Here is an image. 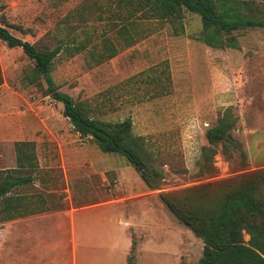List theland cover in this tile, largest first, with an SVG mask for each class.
<instances>
[{"label":"rangeland","instance_id":"1","mask_svg":"<svg viewBox=\"0 0 264 264\" xmlns=\"http://www.w3.org/2000/svg\"><path fill=\"white\" fill-rule=\"evenodd\" d=\"M138 1L0 0V15L15 37L48 49L61 46L52 70L60 92L94 118L116 122L131 116L132 133L142 138L149 167L161 174L155 178L159 186L151 190L125 158L103 154L80 137L62 116L63 106L46 95L32 61L1 41L0 121L13 119L15 137L0 144V180L8 170L30 177L31 183L11 193L21 199L32 195L31 208L139 202L131 215H139V233L129 227L134 249L128 257L138 264H197L201 240L168 211L160 194L179 198L188 188L264 169V26L233 32L238 50L209 49L200 58L188 46L202 33L197 15L184 12L163 20L140 1L138 9ZM222 1L264 23V0ZM226 109L236 120L231 136L237 147L223 154L216 145L210 156L205 133ZM69 148L80 152L78 166ZM9 202L0 208L12 207ZM110 213L115 220L125 219L114 206L79 214L88 222ZM9 254L6 248L0 264H8Z\"/></svg>","mask_w":264,"mask_h":264},{"label":"trees","instance_id":"2","mask_svg":"<svg viewBox=\"0 0 264 264\" xmlns=\"http://www.w3.org/2000/svg\"><path fill=\"white\" fill-rule=\"evenodd\" d=\"M161 19L181 18L184 12L199 16L202 35L199 41L216 49H239L231 36L244 28H261L264 23L242 14L232 2L222 0H139ZM139 1L135 6L139 9ZM6 17L0 15V41L9 48H20L33 63V74L43 80L46 95L63 106L62 114L82 138H89L104 154H116L136 167L144 184L151 190L159 185L161 174L149 167V157L143 150L142 138L133 135L132 120L107 122L94 118L90 110L61 93L52 77L53 62L61 46L52 49L30 44L15 37ZM113 55V54H112ZM111 57V56H106ZM226 109L217 123L205 133L209 155L216 145L225 154L236 148L231 130L236 120ZM160 182L162 180H159ZM29 178L0 182V205L11 189L29 183ZM160 199L179 223L188 228L203 244L197 264H264V169L237 179L188 188L179 198L160 194ZM248 240H244V236ZM134 249V244L132 246ZM127 264H136L129 256Z\"/></svg>","mask_w":264,"mask_h":264},{"label":"crops","instance_id":"3","mask_svg":"<svg viewBox=\"0 0 264 264\" xmlns=\"http://www.w3.org/2000/svg\"><path fill=\"white\" fill-rule=\"evenodd\" d=\"M157 21L155 19L152 22ZM201 35L202 33L195 37L196 41L189 39L188 44L190 48H195L200 58H202V51L207 54L209 49L212 51L216 49L207 47L199 41ZM150 47V51L155 53L154 49L157 50V48L153 43L150 44ZM74 102L76 101L74 100ZM127 117L131 118L128 115L124 119ZM0 131V144L9 141L10 138L14 139L15 124L13 119L8 118L3 123L0 121ZM69 150L75 153L71 158L72 162L78 166L80 163V152L77 149L69 148ZM9 171L11 170L6 171L2 181L8 175L10 180L29 178V183L32 182L30 177L13 175ZM29 183L15 186L11 191L22 189ZM11 191L7 195V199L12 207L6 210L0 208V215L3 214L6 218L0 220V254L6 248L8 249L10 252L8 264H127L128 255L133 245L128 235L129 227L131 226L136 229V233H139V224L136 222L137 220L139 221V215L138 217H131L133 211L138 208L139 202L130 201L127 203L123 199H118L72 208H31L32 195L24 194V198L21 199L22 196L14 195ZM113 206L119 208L120 217L121 215L125 216L123 221L121 218L113 219L110 213V215L99 214L96 220H88L87 222L79 214L82 211ZM120 208L126 209V211L122 212ZM134 212L136 213L137 211ZM113 225L117 226L115 232L111 230ZM108 232L111 235L114 233L115 238L112 239L113 235L111 237ZM137 241L136 249L138 252L139 234ZM135 263L138 264L136 261Z\"/></svg>","mask_w":264,"mask_h":264}]
</instances>
